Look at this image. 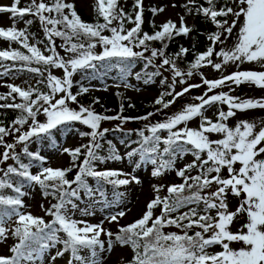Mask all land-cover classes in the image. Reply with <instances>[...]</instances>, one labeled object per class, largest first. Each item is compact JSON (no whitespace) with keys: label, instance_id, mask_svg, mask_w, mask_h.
<instances>
[{"label":"snow or ice","instance_id":"obj_1","mask_svg":"<svg viewBox=\"0 0 264 264\" xmlns=\"http://www.w3.org/2000/svg\"><path fill=\"white\" fill-rule=\"evenodd\" d=\"M205 3L207 7L198 4L197 0H187V3L181 5L187 14L195 9L197 15L210 19L216 27L215 32L207 35L209 46L203 52H194V60L188 63L186 69H181L177 60L189 53L188 47L181 45L178 52L167 53L168 42L175 36L187 37L192 31L185 23V16H179V27L176 22L168 19L159 26V30L151 34L143 32L144 0H133L130 12L120 5V0H95V23L83 21L74 4L66 3L65 0H30L24 7L18 6L20 0H13L10 6H0V13H9L12 21L10 27L0 26V38L9 44L19 43L27 50V54L11 47L0 50V68L3 69L0 76L8 75L13 69L17 72L28 71L40 77L36 85L47 88V91H42L31 84L27 88L7 84L9 92L0 94V101H3L0 109L19 112L8 126L0 121V147L4 149L0 153V164L13 160L18 165L0 168V243L7 240L9 235L17 241L9 248L11 255L0 254V264L30 262L57 245L63 247L51 256L50 264H54L65 253H70L68 264H103L105 257L101 254H110L114 242L121 246H131L134 255L128 264H264V158H258L264 154V122L259 131H255L256 123L249 120H239L235 127H229L226 123L237 111L264 109V98L241 99L230 94L234 91L232 85L238 87L243 83L264 88V71L237 70L227 75L221 74L216 79H208L199 71L202 67L211 66L214 71L222 73L229 63L239 69L246 62H255L264 68V0H224L219 8L218 0H205ZM171 6L175 8L177 5L173 3ZM166 7L152 6L148 11L156 16ZM26 15L40 22L47 39L43 50L37 46L43 41L29 43L31 34L27 27L16 28L18 20ZM229 16L232 17L230 22L227 19ZM24 23L26 26L31 25L33 20H25ZM126 24L134 26L128 28ZM237 24L239 29L234 44L225 47ZM152 27H157L154 21ZM105 32L110 35H105ZM55 38L62 41L59 47L69 54L67 58L57 51ZM153 41H159L161 47H151ZM218 44L220 48L217 51ZM97 46L102 49L99 53L95 52ZM145 53L150 54L145 56ZM213 56L218 62L213 60ZM113 58L118 62L140 58L146 61V66H155L157 70L147 76L145 84L150 83L153 77L162 75L161 69L171 72L172 83L168 84V91L161 92L155 98L153 104L159 107L154 112L139 117H125L122 115L124 105L121 103L120 112L109 116L95 111L93 104L99 103V98L94 99L93 104L79 103L77 97L88 93L89 88L81 85L79 91L73 94L74 74L78 70L95 69L97 62L103 63ZM157 59L160 63L154 64ZM4 61L13 63L7 65ZM52 69H62V78L54 75ZM194 73L199 74L202 84H187L186 78H191ZM136 78L141 79L139 73ZM177 78L181 85L187 84L179 92L175 90ZM121 79L124 87H132L123 77ZM166 80L164 78L160 83L165 84ZM202 85H206L207 90L203 95L193 98L199 103H187L178 112L165 115L164 119L155 123L151 122V117L163 113L177 98ZM223 87L229 91L209 95L213 90ZM58 94L62 95L57 98ZM120 95L117 93V96ZM17 97L20 98L19 103L16 102ZM69 101L77 104L78 109L70 107ZM215 104L226 105L227 111L218 109L214 121L204 113ZM128 106L134 107L131 103ZM40 113L46 117L43 123L37 120ZM196 117L200 118L198 128L188 127V122ZM110 120L120 121L117 124L119 130H123V124L130 121L147 122L143 129L135 130L142 138L139 147L125 154L134 170L150 164L153 166L152 177L175 171L183 181L167 185V195L164 197L159 192L165 186L152 185L156 195L147 203L142 216L127 225L119 226L116 233L105 229L104 221L92 224L74 218L78 205L73 198L78 200L81 191L90 197L94 195L85 177H93L101 184H110L114 188L132 182L141 183L131 172L119 169L97 170L94 166L96 161L103 164L108 160L121 161L125 158L115 151L107 156L99 154L100 140L109 131L107 128L101 130V122ZM72 122H79L91 130L79 134L82 138L89 137L88 143L75 149H63L71 158L68 167L42 166L37 174H32L29 171L30 165L23 163L20 154L16 152L17 146L23 144L22 152L43 165L45 158L39 153L30 152L28 142L42 135H50L53 129ZM25 125H28L26 131L23 130ZM180 125L183 127H178ZM161 132L167 135L162 136ZM212 133L220 134L222 138L210 139L209 134ZM10 135L14 137L12 143L5 139ZM187 154H191L194 159L177 168V159H183ZM81 155L84 159L77 164ZM137 156L139 159L134 160ZM237 163L240 165L238 169L234 167ZM73 168L78 170L75 177L69 180L67 173ZM223 169L227 170V177L222 175ZM193 170H196V175L191 174ZM13 175L39 185L46 197L50 195L57 201L46 209L41 205L45 215L52 217L51 221L46 222L43 217L22 211L26 207L22 197L27 193L22 190L23 183L17 184L10 179ZM213 185L216 186L214 191H205ZM3 189H11L15 195H5ZM229 192L237 198L243 197L235 211L229 209ZM119 196L123 197L124 193H119ZM105 206L111 205L105 202ZM157 207L160 208V214L154 215ZM184 208L187 211L181 212ZM213 210L215 215H212ZM80 211L84 216L93 214L87 209ZM125 215L126 211L120 210L106 216L105 221L118 224L119 218ZM237 216H245L246 222L238 231L233 232L230 225ZM170 226L179 231L165 232L164 229ZM193 228L199 230L189 234ZM102 234L108 237L107 241L101 239ZM232 242H243L244 246L234 249L230 247ZM214 245H219L222 250L209 252L208 249ZM83 249L89 250L88 257L80 255ZM120 264H123V258Z\"/></svg>","mask_w":264,"mask_h":264},{"label":"rangeland","instance_id":"obj_2","mask_svg":"<svg viewBox=\"0 0 264 264\" xmlns=\"http://www.w3.org/2000/svg\"><path fill=\"white\" fill-rule=\"evenodd\" d=\"M72 4H74L75 9L77 10L78 14L82 18H86L89 16L92 12L91 4L95 0H70ZM184 0H144V5L148 8L152 6H162L167 5L165 10L161 13H158L156 16H153L152 21L155 22V24L160 26L163 22L167 21L168 19H171L172 21L177 23V26L179 27V16L184 15L185 16V23L188 25L190 22V15H187L184 11V8L181 7L182 2ZM12 3V0H0V6H10ZM175 3L177 6L173 8L171 5ZM10 14L9 13H0V26H3L7 28L8 26H11V20L9 19ZM229 22L231 21L232 17L229 16L227 18ZM115 23V22H114ZM21 23H16V26L18 27ZM40 24V22H39ZM41 26V25H40ZM129 24L126 25V27L129 28ZM239 29V24H237V28L234 29L233 35L231 38H229L226 41L225 47H230L234 44L236 32ZM41 32L44 34L43 29L41 28ZM105 35H110V33L105 32ZM180 42L183 46H188L191 41L190 33L187 37L181 35L180 36ZM46 38V37H45ZM223 38V37H222ZM30 40V39H29ZM209 41V40H208ZM210 41L206 42L203 46H200V50H206L207 46H209ZM60 44H57V51L60 53L61 56H64L67 58L69 56L68 53H65L63 48L59 47ZM10 45L8 46V41L0 38V48L1 49H8ZM220 48V45H217L216 50L218 51ZM136 51H140L141 49H134ZM102 51V49L97 46L95 49V52L99 53ZM150 54V53H145ZM213 60L217 61V58L213 56ZM133 65L130 70V74H132L134 71L139 70L141 66L140 58H134L132 59ZM160 63V60H155L154 64ZM218 62V61H217ZM182 69H186L182 68ZM237 70H254V71H264V68H261L259 64L255 62L251 63H243L239 66V69L236 67L235 64L229 63V65L225 66L223 69V72H217L214 71L211 66L208 67H202L199 71L203 72L204 75L208 79H216L221 76V74L227 75L232 72H235ZM2 68H0V72H2ZM162 73V77L158 79V76L152 79V81L148 84L144 83V80L142 79H135L133 76H121V75H113L112 73H109V75H102L101 80L98 78L93 79H87L82 80L81 85L88 87L89 92L85 93L81 96H83L82 103L83 105H89L93 104V100L96 98H99V103L93 104L94 109L97 108V105H104L106 109H110V111L104 112L105 115L113 116L115 113V109L119 108V104L124 102L125 104H128L129 102L140 104V103H146V102H152L154 99L158 96V88L160 87L159 81H161L164 78H167L166 83L171 84L172 83V74L170 71H164L163 69L160 70ZM52 72L57 77L62 78L63 76V70L62 69H52ZM123 80L126 81L128 84H130L132 87H124V84L122 82ZM73 79V88L74 89V81L76 79V74L72 77ZM187 84H202V81L200 79L199 74L194 73V75L191 78H186ZM179 78H177V84L175 87V90L177 92L181 91L182 87H186L187 84L181 85L179 82ZM7 84H15L19 85L21 87L27 88L25 85V82L22 80L19 76H10L7 77L6 75L0 76V93L4 90L7 94L8 87ZM117 85H120L117 87ZM232 88H234V91H232L230 94L233 96H239L241 99H260L264 98V88L257 87L254 84L250 83H243L239 85L238 87L236 85H232ZM106 89V90H105ZM136 89H140L137 91ZM207 90L206 85H202L199 88H192L189 93H186L183 97L177 98L176 102L171 105L168 109H165L163 111L162 117L159 118V120L164 119L165 114H173L178 112L182 109V107L187 103H199V101H194L193 98L196 96L203 95V93ZM122 92L125 96H127V100L124 101L122 97L117 96L118 92ZM220 91L228 92L229 89L227 87L223 88H217L213 90V92L209 93V95L216 94ZM73 92V91H72ZM76 92H73L75 94ZM59 95L62 94H58ZM85 97V99H84ZM78 99V98H77ZM171 99V97L169 98ZM78 101H80L78 99ZM17 102V101H16ZM0 103H3V101H0ZM69 106L72 108H77L78 105L75 103H72L71 101L68 102ZM123 103V104H124ZM223 108V110L227 111V106L223 104H215L211 107H208L205 111V115L209 118L213 119L215 121L217 110ZM1 111V109H0ZM96 111V109H95ZM159 115V114H157ZM164 115V116H163ZM249 120L256 123L257 128L255 131H259L260 126L262 125V122H264V109L262 108H255L250 109L244 112L237 111L236 115L234 117H230L226 123L229 125V127H235L236 123L239 120ZM37 120L41 123L46 121V117L43 115V113H40L37 116ZM111 121V120H110ZM110 121H102L101 122V130L104 128L109 129V131L105 134L106 137H108L111 140V143L113 147L115 148L116 152L120 154L121 156H124L125 158L121 161H113L108 160L105 163L101 164L99 161L94 162V166L97 170H103V169H119L123 172H131L134 175H136L141 183L137 184L135 182L130 183L129 185L120 186L118 188H114L110 184H101L93 177H85L87 184L94 190L93 196H88L84 191H81L80 198L78 200L74 199V202L78 205V208L74 212V218L77 220H86L89 223L97 224L101 221H104L103 227L105 229H108L112 231L113 233L118 230L119 226L127 225L136 219H139L144 211L146 210L147 203L154 198L156 193H154L152 185H164L165 187L159 192V195L162 197L167 193V185L171 184H178V181L181 179L178 177L175 173V171H167L164 173V175L159 177H152L151 171H152V165L145 164L142 165L138 169H133V165L128 161L125 154L128 151H131L134 148H138L134 146L133 144H130L125 141H116L114 138L111 137V131L113 130V126H111ZM137 123H141V121L136 120L132 121ZM144 122V121H143ZM31 123V121H29ZM200 123V118L196 117L193 120L188 122V127L192 128H198ZM178 127H183V125H180ZM123 128H128L127 125L123 124ZM28 125H25L23 127V130H27ZM91 131L87 126L79 123V122H72L68 125L60 126L57 129H53L51 131L50 135H42L38 139L37 148L35 151H38L39 155L44 157L46 162L41 165L39 161L33 162L30 167L29 171L32 174H37L40 171V168L43 167H52V168H66L70 164V156L68 153H65L63 149H73L81 144H87L89 141V137H81L79 134L81 132H89ZM166 132H161L160 135L164 136ZM210 139H219L222 138L220 134L212 133L209 134ZM8 143L14 142L13 136H8L5 138ZM35 142L34 138L28 142V144ZM128 143V144H127ZM27 144V146H28ZM23 144L18 145L16 148L17 153L22 152ZM3 148L0 147V153L3 152ZM36 153V152H35ZM21 155V154H20ZM258 158H264V154H261ZM84 159V156H82L79 161L76 163L79 164ZM139 159V157H134V160ZM192 159V156L185 155L183 159H177L176 161V167L180 168L183 167L184 164L188 163ZM8 165H14L13 160H8L4 164H0V168L6 169ZM237 169L240 167L239 163L234 165ZM77 168H73L70 174H73V177H75ZM192 172H196L193 170ZM222 175L227 177V170H222ZM0 176H2V173H0ZM25 185L23 186L22 190L27 193L24 197H22V200L25 204V208L22 209V211L25 212H31L34 216L37 217H43L45 221H51L52 217L45 215L44 210L41 208V205L44 206V208L50 207L52 203H56L57 201L54 198H50L49 196H43L40 193L39 185L29 183L25 181ZM72 187H76V185H73ZM215 185L212 186L210 189H206L205 191H214ZM103 193V195H101ZM119 193H124L123 197L119 196ZM144 194V198H142V195ZM146 194V195H145ZM142 199H141V198ZM243 197L237 198L233 196L230 192L227 196V202L229 205V209L231 211H235L236 207L239 205L240 199ZM140 202V208L136 209L134 208L138 201ZM105 202L109 203L111 206L106 207ZM201 208L203 205L201 204ZM83 209H87L89 212L93 213L92 215H81V211ZM185 209V208H184ZM120 210H125L126 215L122 218H119V223L112 222L108 223L105 221V217L108 216L111 213H115ZM181 209L180 211H182ZM160 212V208L157 207L154 209V215L158 214ZM212 215H215V210L212 211ZM246 222L245 216H237L233 223L230 225V229L233 232H236L240 229L241 225ZM195 231L199 230L196 228H193ZM165 232H178L179 230L175 227H167L164 229ZM61 236H63V233H60ZM101 239L107 241L108 237L105 235H101ZM113 241H115V237H113ZM13 239L11 235H9L8 239L5 240L3 243H0V254L3 255H9V248L13 245ZM243 242H232L230 244V247L234 249H239L240 247H243ZM62 245H57L56 248L50 249L49 252L45 253L42 257L36 258L33 261H24L23 264H50V258L52 255H55L57 249L62 248ZM107 247V245H106ZM222 248L219 245H214L211 248L208 249L209 252L215 253L218 251H221ZM80 255L88 257L90 255L88 249H83L80 252ZM102 256L105 257L103 260V264H120L121 258H123V264H128L129 259V250L127 245L121 246L118 243L114 242L113 250L110 254L108 253H102ZM70 259V253H65L62 257H58L54 264H68V261ZM76 264V262H74Z\"/></svg>","mask_w":264,"mask_h":264},{"label":"trees","instance_id":"obj_3","mask_svg":"<svg viewBox=\"0 0 264 264\" xmlns=\"http://www.w3.org/2000/svg\"><path fill=\"white\" fill-rule=\"evenodd\" d=\"M12 2H13V0H12ZM46 2H50V0H46ZM65 2L66 3H72L70 0H65ZM29 3H30V0H20V4L18 6L19 7H24L27 4H29ZM94 3H95V1H93L92 4H91V9H92L91 14L89 16H87L86 18H83V17L81 18L83 21L89 22V23H95L96 22L97 16H96L95 11L93 10ZM185 3H187V0H184L182 2V5L185 4ZM197 3L198 4H203L205 7H207V4L205 3V0H197ZM132 4H133V0H120V5L126 11L130 12L132 10ZM223 4H224V0H218L217 8H219ZM146 6L144 5L145 11H144V14H143L144 23L142 24V31L143 32H148L149 34H151L154 31L159 30V25L157 26L155 24L157 26L155 29L152 27V22H153L152 21V19H153L152 13L150 11H148L149 8L146 7ZM65 11H67V10H65ZM184 11H185V9H184ZM76 12H77V10H76ZM187 15L191 16L190 17V22L188 24V26L190 28H192V31L190 32L191 42H190L189 46H187L190 49L189 53L187 55H185L183 58H180V59L177 60V64H178V66L181 69L185 68V67L187 68L188 63H190V62H192L194 60L193 53L194 52H201V50H200L201 47L200 46L204 45L206 42H209L208 39H207V35L209 33H212V32L216 31V27L212 23V21L210 19H208V18H205L203 15H197L196 12H195V9H193V12L191 14H187ZM218 19H222V18H218ZM25 20H33V23L31 25H27L26 26L25 23H24ZM18 22H20L21 24L18 27L16 26L17 29H24L25 27H27L28 33L31 34L29 43H33L34 44V43H36V41H43L42 44H38L37 45L38 47L41 48V50H43L44 46L47 44V39L45 38L44 34L41 32V26L39 24V20L36 19L35 17L31 16V15H26L22 20H18ZM100 22L101 23L103 22L102 18H101ZM11 24H12V21H11ZM129 25L133 27V25H131V24H129ZM130 26H129V28H131ZM8 27H10V26H8ZM180 38H181L180 36H175L170 42H168V48H167V53L168 54L176 53V52L179 51L180 46H181ZM55 40H56V44H58V43L61 44L62 43L60 38H55ZM9 45H10V47L12 49H18V50L23 51V52H25L27 54V50L22 48V46L19 43L12 42L11 44H9V42H8V46ZM193 45L195 46L194 48H193ZM151 47L160 48L161 47V43L159 41H153V42H151ZM0 50H4V49L0 48ZM45 54L47 55L48 53H45ZM145 56H148V54H145ZM157 60H159V59H157ZM140 61H141V66H140L139 70L134 71L132 74H130V70H131V67L133 65L132 59L129 60V61L118 62L115 58H113L112 60H107V61H105L103 63L97 62V66H96L95 69L87 68V69H83V70H78L75 73L76 74V79L74 81V89L72 91L73 92H78L79 91V88L81 86L82 80L93 79V78H98V79L101 80L102 75L103 76L109 75V73H112L113 75H117L118 74V75H121V76L131 75L135 79H137L136 76L139 73L140 76H141V79L145 80L148 75H150L151 73L155 72L157 69L153 65L146 66V61L144 59H140ZM4 63L7 64V65H12L13 62L12 61H4ZM157 64H158V62H157ZM33 66L34 67H38V65H33ZM6 76L7 77L19 76V77L22 78V80L24 82H27V83H25L26 87H28V85L31 84L33 86L39 87L42 91H47V88L44 85H36V81L38 79H40L38 74L31 73V72H28V71L17 72V71H15V69H13V71H11ZM161 77H162L161 75L158 76V79H160ZM153 78H155V77H153ZM159 84H160V87L158 89L159 94L161 92L169 90L168 89V83H165V84L159 83ZM5 91L6 90L1 92L0 94H4ZM8 92H9V89H8ZM118 93L121 94L120 97H122L124 101L127 100V96L122 94L121 91L118 92ZM77 98L80 100L79 102L82 103L83 96H78ZM169 98L170 97H166V99H169ZM84 99H85V97H84ZM16 101H17V103H19L20 102V98L17 97ZM153 102L154 101L146 102L144 104L143 103L135 104V103L129 102V103L133 104L134 107H129L128 106L129 103L125 104L123 102L124 103L123 104L124 105V109H123L122 115L125 116V117H139V116H143V115L147 114L148 112H154L155 108L159 107V106H154ZM121 103L119 104V108L115 109L114 115H117V113L120 112ZM95 109H96L97 113L104 114V112H106V107L104 105H102V104L97 105V108H95ZM18 115H19V112L17 110L1 109V111H0V121H3L4 124L6 126H8V125L11 124V122ZM165 115H169V114L166 113ZM160 117H162V114L154 115L153 117L150 118L151 122L155 123L156 121H159ZM110 123H111V126H113L112 127L113 130L111 131V137L112 138H114L118 142L127 140L128 143L133 144L136 147H139V142H140V140L142 138L137 135L135 130L143 129L144 128V124L147 123L146 121H144V122L141 121V123H139L138 125H137V123L132 122V121L127 122V123H125V125H127L128 128H123V130L117 129V124H119L120 121L111 120ZM130 130H133V131L130 132ZM145 134L146 135H150V133H148V132H145ZM166 135H167V133L164 136H166ZM34 141L35 142H32V143L28 144L27 147H28L30 152L38 153V151H35V149L37 148V144L36 143L38 142V139L34 138ZM100 143H101V149L99 150V154L100 155L107 156V155H109L110 152L115 151V148L113 147V145L111 143V140L108 137L104 136L103 139L100 140ZM162 148H163V145H161V149ZM20 154H21L20 158H21V161L23 163L31 165L33 162H36V160H34L31 157L26 156L23 152H21ZM187 155L192 156L191 154H187ZM82 156L83 155H81L79 157V159ZM79 159L77 160V162L79 161ZM193 159H194V157L192 156V159L188 163H190ZM14 166H18V165L15 164V161H14ZM191 174L192 175H196L197 173L196 172H192ZM72 177H73V174H70V172L67 173V178L69 180H72L73 179ZM10 179L13 182L17 183V184L25 182L23 180V178H20V177L14 176V175L11 176ZM182 182H183L182 179H180L178 181V184L182 183ZM39 190H40V193L43 196H45L43 194L42 189L40 188V186H39ZM2 192L5 195H13V196L15 195V193L11 189H3ZM166 195H167V193L164 196H166ZM164 196H162V197H164ZM49 197L51 198L52 196L49 195ZM183 211H187V208L183 209L181 212H183ZM159 214H160V212L158 214H156V215H159ZM117 231H115L114 233H116ZM194 232H195V230L192 229V231L189 234H192ZM13 241H14L13 244L17 242L14 239H13ZM127 247H128L129 254H130L129 259H128V262H129V261L132 260L134 252H133V250H132L130 245H127ZM9 255H11V253Z\"/></svg>","mask_w":264,"mask_h":264},{"label":"bare ground","instance_id":"obj_4","mask_svg":"<svg viewBox=\"0 0 264 264\" xmlns=\"http://www.w3.org/2000/svg\"><path fill=\"white\" fill-rule=\"evenodd\" d=\"M146 195V194H145ZM141 198V197H140ZM142 198H144V194L142 195ZM141 198V199H142ZM140 200L137 202V204L135 205V207L134 208H136V209H139L140 208Z\"/></svg>","mask_w":264,"mask_h":264}]
</instances>
